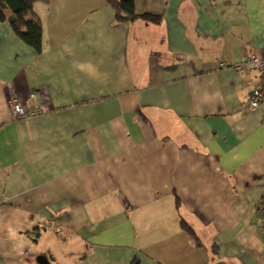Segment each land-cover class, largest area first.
<instances>
[{
    "label": "crops",
    "instance_id": "0c3cea01",
    "mask_svg": "<svg viewBox=\"0 0 264 264\" xmlns=\"http://www.w3.org/2000/svg\"><path fill=\"white\" fill-rule=\"evenodd\" d=\"M135 6L37 2L41 52L0 23V264H264V0Z\"/></svg>",
    "mask_w": 264,
    "mask_h": 264
},
{
    "label": "trees",
    "instance_id": "16d2710c",
    "mask_svg": "<svg viewBox=\"0 0 264 264\" xmlns=\"http://www.w3.org/2000/svg\"><path fill=\"white\" fill-rule=\"evenodd\" d=\"M49 0H0V23H7L13 32L27 45L41 52L43 40V26L35 13L34 5L37 2ZM108 5L115 12L117 23L135 21V0H107ZM147 21L159 22L160 18L152 15L142 16ZM182 228L190 235L195 236L193 230L182 221Z\"/></svg>",
    "mask_w": 264,
    "mask_h": 264
},
{
    "label": "built area",
    "instance_id": "2783aa9c",
    "mask_svg": "<svg viewBox=\"0 0 264 264\" xmlns=\"http://www.w3.org/2000/svg\"><path fill=\"white\" fill-rule=\"evenodd\" d=\"M244 66L249 68L250 73L258 75V79L253 84L249 93L250 106L252 109H256L264 105V61L256 55H251L242 64L235 66V69L241 70ZM219 67L226 69L228 65L225 62H221L219 63ZM8 105L15 119L24 120L30 116L39 114V110L27 108L15 97H11L8 100Z\"/></svg>",
    "mask_w": 264,
    "mask_h": 264
},
{
    "label": "water",
    "instance_id": "95a60500",
    "mask_svg": "<svg viewBox=\"0 0 264 264\" xmlns=\"http://www.w3.org/2000/svg\"><path fill=\"white\" fill-rule=\"evenodd\" d=\"M37 261L40 264H50L49 260L45 256H40Z\"/></svg>",
    "mask_w": 264,
    "mask_h": 264
}]
</instances>
